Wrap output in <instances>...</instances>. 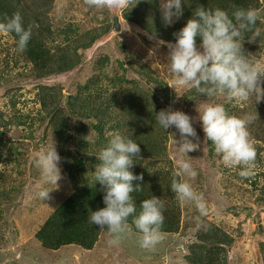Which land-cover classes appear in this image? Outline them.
<instances>
[{"label": "trees", "instance_id": "obj_1", "mask_svg": "<svg viewBox=\"0 0 264 264\" xmlns=\"http://www.w3.org/2000/svg\"><path fill=\"white\" fill-rule=\"evenodd\" d=\"M80 1L84 3L86 15L92 7L88 6L86 0ZM200 5L228 11L236 6L264 12V0H187L182 5L183 15L175 20L171 28L162 23L158 0H131L121 11V17L135 28V34L142 37L146 44L155 46L157 42H175L174 33L184 27L192 17L193 10ZM60 6L56 0H0V22L19 13L23 17L24 27L31 28L32 31V38L23 53L15 50L17 37L14 33L0 32V87H3L7 99L5 106L10 105L13 112L11 121L0 118V126L6 129L0 128V165L5 169L0 177V199L10 198L16 191L12 184L16 179L11 172L15 170L21 173L23 168L17 166L29 158L28 147L33 144L34 148H38L44 137L53 138L61 156V168L68 178L71 190L38 230L34 231L33 236L48 252L70 245L81 250H94L100 243V234L108 232L90 224L88 220L91 211L105 206L103 186L98 182L96 185H89L98 163L96 156L90 154L104 146L114 132L121 131L137 140L141 148L143 159L138 158L131 169L135 174L143 175V181L136 182L143 184V190L133 193L137 208L139 209L143 199L153 195L160 198L165 206L162 233H179L181 213L170 188L176 177L174 164L169 162L170 140L172 137L178 138L179 134L172 128L169 132L163 130L155 121L156 113L159 112L157 99L141 81L143 77L146 84L157 86L162 81V74L146 61L144 49L139 48V43L138 48L135 47L136 41L133 40L127 45L124 41L119 42L116 57L98 50L89 56L97 41L111 28L113 17L110 23L106 22L107 19H101L100 15L107 9L93 8L99 12L86 18V22H76L69 14L59 12ZM257 27L264 30V24L258 23ZM153 31L156 35L150 38ZM249 36L251 32L245 35V54L252 53L253 59L261 63L264 61V40L259 42L257 38L256 42H249ZM197 43L199 44V38ZM168 54L169 50L167 59ZM84 63L87 64V70L83 67ZM116 67L119 72L114 71ZM73 72H81V79L85 80L74 79L69 86L51 80ZM167 74L174 77L170 71ZM139 75L142 76L141 79ZM171 82L172 85L175 84L173 78ZM30 85L35 91L33 99L24 97L23 93L26 87L29 90ZM172 87L176 98L181 99L182 95L191 102L206 99L184 86H177V92ZM177 93L181 95L178 96ZM224 105L235 116L258 112L259 118L250 127V135L257 151L255 170L260 169V173L245 179L255 188L256 180L264 170V100L256 105L253 97L246 104L236 105L228 99ZM11 126H16L13 129L15 139L24 138L19 134V129L29 126L27 140L10 143L7 132L11 131L8 129ZM39 130L47 135L36 140L33 134ZM203 138L205 140V134ZM204 145L208 156L206 159L214 161L217 157L221 162L211 142L205 140ZM25 151H28L27 156ZM215 167L216 164L211 163L210 170ZM220 167L225 168L222 162ZM205 171L209 175L207 168ZM233 171L234 173L225 175L226 183L223 184L243 179L238 175L239 169ZM4 183L12 185L6 188ZM256 189L264 191V184ZM3 211L5 207L0 202V218L4 215H1ZM234 214L238 212L235 211ZM133 232L136 233L134 226ZM191 237L190 254L187 257L189 264H228L236 236L223 222L212 220L200 229L195 226ZM261 251L264 261V243H261Z\"/></svg>", "mask_w": 264, "mask_h": 264}, {"label": "clouds", "instance_id": "obj_2", "mask_svg": "<svg viewBox=\"0 0 264 264\" xmlns=\"http://www.w3.org/2000/svg\"><path fill=\"white\" fill-rule=\"evenodd\" d=\"M123 2L86 0L89 7L97 9L119 7ZM185 2L187 0H158L165 27L172 28L175 20L183 15ZM258 23L264 24V13L256 9L233 6L228 11L219 7H196L184 27L174 33L175 42L168 44L167 67L175 77V84L170 86H174L176 92L177 86H184L206 98L226 96L236 105L246 104L253 97L256 105L264 100V65L253 59L252 53L245 54L243 47L248 32H251L249 42H256L257 38L259 42L264 40V30L257 27ZM0 32L16 35L15 50L18 53L26 51L32 38L31 28L24 27L19 13L0 22ZM155 35L153 31L150 38ZM176 109L159 111L155 121L167 132L175 128L180 137L179 141L175 138V142L181 153L188 154L200 147L199 137L193 126V117ZM197 111L196 119L201 122L205 140L211 142L223 166L239 169L238 175L243 179L253 178L257 151L250 127L259 118L258 112L235 116L221 103L197 105ZM191 138H196V141ZM90 155H95L98 163L89 185L98 182L103 186L105 206L91 211L89 223L107 230L110 236L107 245L110 247L119 246L132 236L134 226L139 247L154 250L164 239L161 229L165 206L160 198L153 195L143 199L137 208L133 193L143 190V184L136 183L143 181V175H137L131 169L138 158L143 159L140 144L124 132L116 131L104 146ZM60 162L55 143L39 152L34 160L46 185L37 191V197L42 201L49 199L50 193L59 186L62 179ZM197 175L190 161L180 159L170 188L181 205L191 203L204 216L207 214V202L190 182Z\"/></svg>", "mask_w": 264, "mask_h": 264}, {"label": "rangeland", "instance_id": "obj_3", "mask_svg": "<svg viewBox=\"0 0 264 264\" xmlns=\"http://www.w3.org/2000/svg\"><path fill=\"white\" fill-rule=\"evenodd\" d=\"M56 3L61 5L58 9L59 12L69 14L76 22H86V18L88 19L99 12L91 8L85 15L84 3L80 0H56ZM128 3L129 0H124L119 7H109L105 8L107 10H101L104 13L100 15V18L107 19L106 22L110 23L111 17H113L112 14L121 17V11L127 7ZM121 20L124 24L123 31L120 34L113 35L97 47H93L89 52V56L98 50L116 57L115 51H119L118 43H122V41L126 45L130 44L132 40L136 41L135 47L139 43V48L144 49V58L157 72L162 74V81H159L158 85L155 86V84H146L140 75L139 79L142 77L143 84L155 95L159 111L177 108L176 110H183L193 117V126L196 128L200 147L188 154L181 153L175 142V137H172L169 143V162L174 164V171L177 170L180 159L192 163L198 175L190 182L207 202V214L201 216L191 203L186 202L181 205L177 201L181 213L180 232L175 233V235L163 234L164 239L154 250L141 249L137 242V235L134 232L121 245L110 247L107 245L110 236L108 233L103 232L100 234V243L94 250H81L75 245H70L53 252L45 251L38 240L34 238L33 233L70 194L71 186L61 168L62 179L58 182L59 186L50 193V198L42 201L37 197L39 187L46 185H44L41 172L35 166L34 160L39 152L45 150L48 145L55 143L53 138L49 137L47 139L44 137L40 141L41 146L34 148L31 144L28 147L29 158L19 166L16 165L23 168L21 173L15 170L11 172L16 179L12 181L16 191L10 198L0 199L1 206L5 207V211L1 212V215H4L0 218V264H189L187 257L190 254L189 241L192 238V230L195 229V226L200 229L202 225L212 220L223 222L228 226V230L236 236V241L231 247L228 264H263L261 243H264V191L260 192L256 188L264 184V170L256 180L257 186L255 188H252L250 181L245 179L223 184L226 183L224 181L225 175L232 174L234 171L233 169L227 171L225 168L220 167L221 162L217 157L214 159L215 162L206 159L208 156L204 151V134L201 122L196 119L198 116L197 105L201 106L207 103L224 104L228 98L217 96L203 98L195 102L183 98L182 95H179L181 99L176 98L173 87L170 86L172 85L171 78L174 80L175 78L167 74L169 72L167 52L169 50L168 44L171 42H157L155 46L146 44L147 42L143 41L142 37L140 38L139 35L135 34L136 30L133 26L125 22L122 17ZM88 25L92 26V24ZM260 64L264 65V61ZM83 67L86 70L88 68L86 63ZM118 69L116 67L114 71L119 72ZM81 77V72H73L71 75L65 74L51 80H57L69 86L74 79H81ZM83 79L81 80L84 81L85 79ZM177 90H179V87ZM34 92L32 86L29 90L26 87L23 91L24 97L33 99ZM173 97L175 98L174 101L172 100ZM6 102L3 87H0V118L11 121L12 108L8 104L6 107ZM36 116L38 117V114ZM15 127L8 128L13 132H7L10 143H16L23 139L27 140L29 126H22L19 129L21 130L19 134L24 138L19 137L17 139L13 138ZM0 128H3V126H0ZM3 129L6 130L5 127ZM172 129L178 132L175 128ZM43 135L47 134L43 130H39L34 132L33 137L37 140ZM176 139L179 141L180 137ZM191 139H193V142L196 141V138ZM28 151H25V156H27ZM211 163L216 164L213 170H210ZM8 164L9 162H7V166ZM205 168L210 171L209 175L206 174ZM4 170L3 165H0V177ZM255 173H260V169H256ZM222 175L223 178L221 179ZM12 184L4 183V186L7 188ZM235 211L238 214H234ZM182 240L183 242H181Z\"/></svg>", "mask_w": 264, "mask_h": 264}, {"label": "water", "instance_id": "obj_4", "mask_svg": "<svg viewBox=\"0 0 264 264\" xmlns=\"http://www.w3.org/2000/svg\"><path fill=\"white\" fill-rule=\"evenodd\" d=\"M124 29L123 23L121 21V18L117 15L113 16V22L111 25V28L108 30V32L95 44L94 47H97L98 45L104 43L107 39L112 37L113 35L120 34ZM68 99V96H66V100Z\"/></svg>", "mask_w": 264, "mask_h": 264}]
</instances>
